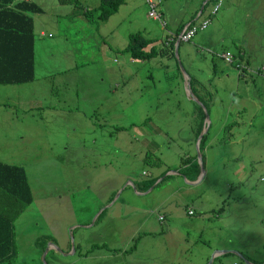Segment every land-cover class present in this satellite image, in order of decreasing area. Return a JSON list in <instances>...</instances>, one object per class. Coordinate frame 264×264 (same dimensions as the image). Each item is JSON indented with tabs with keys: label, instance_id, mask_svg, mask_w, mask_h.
I'll use <instances>...</instances> for the list:
<instances>
[{
	"label": "rangeland",
	"instance_id": "374dc122",
	"mask_svg": "<svg viewBox=\"0 0 264 264\" xmlns=\"http://www.w3.org/2000/svg\"><path fill=\"white\" fill-rule=\"evenodd\" d=\"M30 1L43 10L33 16L35 78L0 85V161L25 170L33 197L15 220L10 264H246L240 252L263 264L264 0H224L190 40L212 34L219 52L243 51L240 79L224 59L184 43L177 55L131 62L130 35L168 34L144 0ZM243 2L235 30L228 8ZM111 3L117 11L101 21ZM212 7L201 4L197 22ZM183 69L211 102L193 103ZM194 105L214 159L197 184L183 166L197 156ZM162 173L138 194L134 183Z\"/></svg>",
	"mask_w": 264,
	"mask_h": 264
},
{
	"label": "trees",
	"instance_id": "16d2710c",
	"mask_svg": "<svg viewBox=\"0 0 264 264\" xmlns=\"http://www.w3.org/2000/svg\"><path fill=\"white\" fill-rule=\"evenodd\" d=\"M225 2L226 5H231V2ZM249 5L250 3L245 6ZM233 6L234 5L231 7ZM117 7V4L111 3L107 10H104L102 14H100L101 21L106 20L110 15L114 14L117 11ZM239 7L240 5H237V12L240 11V9H238ZM42 12V8L37 3L30 0H0V85L20 86L33 82L35 78L34 47L35 41L38 38L34 33L33 16L41 14ZM182 28L183 25H181L177 31H173V33L177 35ZM167 31L169 30L167 29ZM154 43L157 45L150 46ZM174 43L175 37H171L169 34H166L165 40L163 41L157 38L151 39L146 36L144 37L138 33L129 36V41L124 52L128 54L131 61H134V63H146L157 57L165 58L173 56ZM181 44L182 42L178 44V50ZM187 44L191 45L192 43L189 41ZM196 52L201 55L202 52L205 51L197 48ZM226 53L230 54L229 52ZM209 55L212 60V55ZM234 56L235 55H233V57ZM241 60H244V58ZM211 63L212 72H217L216 65L213 61H211ZM231 65L233 67L238 66L236 62H232ZM184 71L187 76L191 77L185 69ZM191 83H193L192 78L189 80V88L192 96L194 95L197 102L201 103V105H206L207 101L205 97L195 91ZM210 99L211 95L209 97V100ZM194 109V118L192 120L193 123L198 125V128L192 130L194 138L191 141L195 142L202 131L201 121L204 115L199 106L194 105ZM208 134L209 130L202 135L197 143V148L201 155V163L203 165L207 161L206 158H208L206 157V153L204 154V151L208 148V142L212 140ZM211 149H213V146ZM196 159L197 157L195 155L187 156L186 159H184L186 161L183 163L185 175H193L194 179L199 172V165ZM211 161H214V159ZM164 174L165 173H162L157 178L140 180L134 183L135 187L136 184H138L136 188L137 192L143 193L147 191L154 185L156 180L162 178ZM45 177L46 174L42 177L43 181L46 180ZM161 182L162 180H159V183ZM38 184L39 187H41V183L38 182ZM32 202L33 197L25 170L22 167L7 165L0 161V264H10L11 261L15 259L17 252L15 243V220ZM79 250H81L80 247L76 249L75 255L77 254L81 257V252ZM239 254H241L245 260L251 262L244 254L241 252ZM77 260L81 261V259L78 258Z\"/></svg>",
	"mask_w": 264,
	"mask_h": 264
},
{
	"label": "crops",
	"instance_id": "0c3cea01",
	"mask_svg": "<svg viewBox=\"0 0 264 264\" xmlns=\"http://www.w3.org/2000/svg\"><path fill=\"white\" fill-rule=\"evenodd\" d=\"M133 1L136 2L135 0H133ZM208 1H210V0H205V3H204V0H185V2H184V0L183 1L180 0L179 3H176V4L172 5V4H169L167 0H161V5L159 6V8L161 7L163 11L158 9V12L160 13V15L162 17H164L166 26L169 25V29L168 30L173 32V31H177L178 28L181 25H186L187 23H190L191 21H194L196 19V15L198 16V14L201 11L200 5L201 4L205 5V4L208 3ZM183 2H184V4H183ZM227 2H229V0H227ZM198 4H200V5H198ZM239 5H240V7L238 9H240V11H238V12L236 11L237 6H235V5L233 7L228 8V9L231 10L232 15L234 17V19H233V28L235 30L237 28L234 26V23L237 22L238 20H240V12H241V10H246L245 9V5H246L245 2H243V4H239ZM248 10H250V9H248ZM202 16H203V12H202ZM214 17H216V15ZM155 24H156V22H155ZM223 26H225V23L221 20V28H223ZM161 30H163V29H161ZM169 31H167V33H170ZM148 35H150V32H148ZM211 36H212V34H210L208 36H205L204 38H202L203 41H200L201 40L200 39V40L196 41L195 43L191 42L192 43L191 46L192 47H196L199 50H203V51L207 52L208 54H211L212 55V60H213L214 57H218L219 58L222 54H226V53L225 52H219L220 49H217L215 47V45L218 42V38H214V37H211ZM146 37L151 38V39H153V38L161 39L160 37H162L161 40L164 41L166 35L164 33V35H159L158 34L156 37H151V36L150 37L146 36ZM232 37H233V41H237L235 34ZM189 46H190V44L187 47H189ZM240 54H241V52H240ZM104 56H106V54H104ZM231 56L233 57V55H231ZM238 59H240L239 56H238ZM233 60H234V58H233ZM131 62L134 63V61H131ZM236 63L238 65V66H236V68H238L241 64H240L239 61H237ZM186 81H187V76L184 75L183 83H186ZM209 93L210 92L208 91L207 94H209ZM211 101H212V96H211V99L209 101H207V102H211ZM212 146H213V142L212 141L208 142V148H207L208 151L206 149L204 151V154L206 153V155H209ZM206 160L207 161L205 162V164L207 166V164L212 159L210 160L209 157H208V158H206ZM198 178H199V175H198ZM198 182H199V180L196 181L195 183H193V182H189V183L197 184ZM138 194L140 195L141 193H138ZM261 226H263V224ZM87 228H89V227H86L85 229H87ZM77 247H79V245ZM238 252H240V251H238ZM263 260H264V257H263Z\"/></svg>",
	"mask_w": 264,
	"mask_h": 264
},
{
	"label": "clouds",
	"instance_id": "9594fccd",
	"mask_svg": "<svg viewBox=\"0 0 264 264\" xmlns=\"http://www.w3.org/2000/svg\"><path fill=\"white\" fill-rule=\"evenodd\" d=\"M136 1V0H135ZM210 1H213V2H211L212 3V5H213V7H212V10L210 11V13H208L206 16H205V19H203V20H201V21H198L197 22V19L199 18V17H201L202 16V12H203V9H201V11H200V13L198 14V16L196 15V19L194 20V21H191L190 23H187L186 25H183V28H182V30L176 35V34H174L173 32H170V33H168L171 37H175V43H174V51H175V48H177V46H178V44L180 43V42H182V44L184 43V44H186V43H188L197 33H199V32H203V31H205L206 29H207V27H208V25L210 24V22H211V20H210V17H214L218 12H219V9H220V7H222L223 6V3H224V0H210ZM209 2V1H208ZM144 3H145V5H146V7H147V11H148V15H147V17L148 18H152V20H154V19H157V20H160L161 19V15H160V13L158 12V9H159V6L161 5V0H144ZM150 13H153V15L152 16H150ZM209 17V18H208ZM203 22H207V26L203 29V30H201V31H197L188 41H186V42H184V41H182L181 39H180V35H181V33L184 31V29L185 28H187V29H190V28H192V27H194V26H200ZM172 33V34H171ZM177 40H178V43H177ZM244 54V52L242 51V55H238L239 57H240V59H238V56L236 57V56H234V57H232L231 56V54H228V53H226V56L225 57H220V58H222V59H224L226 62H228L230 65H231V63L232 62H237V61H239L240 62V66L238 67V68H236L235 67V69H236V71L237 72H239V74H240V76L239 77H237L238 79H240V78H242V77H244L245 75H246V73H247V70H248V66H247V64L244 62V60H241V59H243L244 57H245V55H243ZM176 55H177V53H176ZM233 58H234V60H233ZM258 70V69H257ZM181 73L183 74V76L184 75H186L187 76V74L185 73V71H184V69H183V71H181ZM186 85H187V88H188V90H189V82H188V76H187V81H186ZM190 92V94H191V91H189ZM192 95V94H191ZM207 101V100H206ZM196 103H198V102H196ZM209 116V115H208ZM209 118V117H208ZM203 128L204 127H202V131H201V133L203 132ZM208 130V129H207ZM207 132V131H206ZM205 132V133H206ZM200 133V134H201ZM204 134V133H203ZM199 137V136H198ZM197 143H198V138H197ZM196 148H197V145H196ZM198 149V148H197ZM197 157V156H196ZM198 159V158H197ZM200 162H201V160H200ZM199 165V172H198V175H199V178H198V175H197V177L193 180V181H188V182H196V181H200V178H202V176L204 175V173H203V175H201V172H200V164H198ZM201 165H202V167H203V170H204V165H205V169H206V171H207V168H206V164L204 163V165L201 163ZM49 248H54L55 249V246L53 245V244H49ZM57 249L59 250V248L57 247ZM74 252V251H73ZM72 252V253H73ZM217 254H219V253H217ZM213 256H215V255H213Z\"/></svg>",
	"mask_w": 264,
	"mask_h": 264
},
{
	"label": "built area",
	"instance_id": "2783aa9c",
	"mask_svg": "<svg viewBox=\"0 0 264 264\" xmlns=\"http://www.w3.org/2000/svg\"><path fill=\"white\" fill-rule=\"evenodd\" d=\"M153 13H150L152 16ZM207 26V22H203L200 26H194L190 29L185 28L184 31L180 35V39L184 42L188 41L197 31L203 30Z\"/></svg>",
	"mask_w": 264,
	"mask_h": 264
},
{
	"label": "water",
	"instance_id": "95a60500",
	"mask_svg": "<svg viewBox=\"0 0 264 264\" xmlns=\"http://www.w3.org/2000/svg\"><path fill=\"white\" fill-rule=\"evenodd\" d=\"M177 43H178V40H177ZM176 53H177V48H175V55H176ZM206 119H208V116L206 117ZM206 131H207V128H203V132L199 135L198 140L202 137L203 133H205ZM197 158H198V161H199V164H200V172H201V175H203L204 170H203V167H202L201 162H200V160H201V155H200L198 149H197ZM149 190L151 191V188H150ZM146 192H147V191H146ZM219 254H220V253H219ZM234 254H236V253H234ZM211 262H212V259H210V261H209L208 264H210ZM244 262H245L246 264H251V263H249L247 260L244 261ZM263 264H264V261H263Z\"/></svg>",
	"mask_w": 264,
	"mask_h": 264
}]
</instances>
